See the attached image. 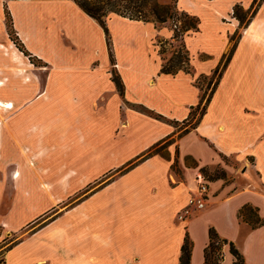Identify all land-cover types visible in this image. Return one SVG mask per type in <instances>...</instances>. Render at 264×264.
<instances>
[{
	"label": "crops",
	"instance_id": "0c3cea01",
	"mask_svg": "<svg viewBox=\"0 0 264 264\" xmlns=\"http://www.w3.org/2000/svg\"><path fill=\"white\" fill-rule=\"evenodd\" d=\"M236 5L250 17L244 25ZM5 7L26 54L43 65L0 48V100L12 106H0L3 264H178L185 238L190 263L204 264L210 229L226 240L221 264L233 263L229 242L245 264H264V0H176L197 28L182 34L189 71L175 73L161 71L153 44L171 32L152 21L109 13L104 29L74 0H0V42L9 40ZM142 36L147 59L137 64ZM233 45L197 124L178 126L201 101L199 80ZM221 157L246 167L258 188L205 179L201 171ZM124 164L79 209L45 218L53 186L70 184L73 168L84 183ZM199 176L205 207L179 220Z\"/></svg>",
	"mask_w": 264,
	"mask_h": 264
},
{
	"label": "trees",
	"instance_id": "16d2710c",
	"mask_svg": "<svg viewBox=\"0 0 264 264\" xmlns=\"http://www.w3.org/2000/svg\"><path fill=\"white\" fill-rule=\"evenodd\" d=\"M81 9L87 13L89 16L94 18L104 29H105V18L109 13H116L130 19H137L143 21H152L158 25H162L166 22H173L176 25L174 28V34L172 39L179 42V47L173 50L171 57L168 60L162 62L161 71L167 73H175L178 70L189 71V56L188 51L185 48L182 41V34L191 28L196 29V24L194 20H188L185 15L178 14L175 10V1L176 0H74ZM169 1V2H167ZM167 2V3H166ZM261 1L257 2L259 5ZM256 3V0H253V5ZM5 19L7 24V30L12 40L14 41L24 54L26 50L23 48V45L19 41L15 31L13 30L11 17L9 11L4 9ZM254 12V11H253ZM252 12V14H253ZM251 14V15H252ZM232 15L236 17L241 25L247 23L250 17L245 19V15L241 14L240 8L236 5L233 9ZM250 15V16H251ZM180 23L179 27L177 24ZM234 33L231 39L235 37ZM16 36L13 38V36ZM234 49V45L231 47L228 54L225 56V60L222 63L221 67L218 66L212 73V76L216 77L214 86L217 84L219 77L222 74L223 69L225 68L227 61L229 60ZM161 52H163L161 50ZM117 86L121 87V82L116 76L113 77ZM197 82V81H196ZM214 88L211 89L206 100L209 99V96ZM121 90V89H120ZM205 98L204 93L201 94V101L197 105L196 109L190 112L189 116L183 122L186 123V130L193 128L201 116L205 104L201 106ZM201 109L200 115L195 117V110ZM151 115L159 117L160 115L155 114L153 111L147 110ZM192 120V121H191ZM247 207L244 206L239 214L242 216ZM261 223V222H259ZM226 244V240L220 238L213 229L209 230V242L204 249V264H221L223 260L222 247ZM229 252L233 255L232 264H245L242 254L238 249L233 245L232 242L228 243ZM191 255V244L187 238L184 239V242L181 246L179 263L178 264H191L190 263Z\"/></svg>",
	"mask_w": 264,
	"mask_h": 264
},
{
	"label": "rangeland",
	"instance_id": "374dc122",
	"mask_svg": "<svg viewBox=\"0 0 264 264\" xmlns=\"http://www.w3.org/2000/svg\"><path fill=\"white\" fill-rule=\"evenodd\" d=\"M259 1L261 0H256V2H259ZM241 14L245 15L243 12H241ZM246 17L247 15H245V19ZM179 25L180 23L177 24L178 27ZM161 27L168 28L171 32V36L174 34L173 22H166L158 28H161ZM113 32H114V35L113 34L112 35H113V38H115L116 43L118 44L120 42H123L121 40L122 35L120 34V32L118 30L116 31L113 30ZM7 33H8V30H7ZM15 37L16 36L14 35L13 38ZM8 38L9 40L5 42H0V48L3 49L5 52L8 51L6 49L9 48L10 53H13L11 55L14 56V53L15 52L17 53V49L19 50V48L17 47L14 41L16 42L18 41L12 40L9 33H8ZM140 41L141 43L137 45V48L133 49V50H136V51H133V57H134L135 63L137 64H142L147 59V55L145 54V50H146L145 37L142 36ZM153 44L157 46V50L160 53V57L164 60H168L171 57L173 50L179 47L178 41L173 40L171 38H165L160 35H157L155 37V41L153 42ZM125 47L123 48L122 53L124 55H128V52H127L128 50ZM161 50L163 51L162 53H161ZM24 56H25V60L28 59L29 63L32 64L31 66L43 65L40 60H38L37 58L33 56H30L28 54H24ZM109 69L111 71L117 72L114 61L113 63H110ZM114 75H117V74L114 73ZM25 76H28V75H25ZM215 81H216V77L212 75H209L206 78H201L199 80L198 87L201 93L202 94L204 93L205 99L209 95L212 87L214 86ZM0 102L4 104V106H1V107H4V108L12 107L8 105V103H5L1 100ZM200 112H201V109L195 110V117H198L200 115ZM124 123H126L125 115L121 111L119 132H122ZM177 125L178 126L181 125V127H185L187 124L184 122L183 123L179 122ZM143 156L144 155H142L141 157ZM128 167H129V164L128 165L124 164L117 169L105 171L104 173L100 174L98 177H93L92 179L84 183L81 182V179L75 178L76 176H78L80 172V169H81L80 166L73 168L71 170L72 180L70 184H63V183L58 184L57 183L53 186V190H52L53 199H51L50 201V205H49L50 210L47 212L45 218L49 219L52 216H55L57 213L62 212L63 210L79 209V204L82 199H84L90 193L102 188L104 185L109 183L111 180L115 179L119 174L126 171ZM201 173L204 175L205 179H208L210 181L214 179V177L216 176H221V178H218L216 180H219L220 182H224V183H229L230 181L235 179L239 184H246L244 180H242V165L238 164L234 159L228 158V157H221L220 164H215V165L204 167V170H202ZM17 238H18L17 235L9 237L5 246H9L12 243H14ZM0 264H3L2 251H0Z\"/></svg>",
	"mask_w": 264,
	"mask_h": 264
},
{
	"label": "built area",
	"instance_id": "2783aa9c",
	"mask_svg": "<svg viewBox=\"0 0 264 264\" xmlns=\"http://www.w3.org/2000/svg\"><path fill=\"white\" fill-rule=\"evenodd\" d=\"M173 26L176 28V25L173 24ZM2 83L3 80H0V84ZM207 193V181L202 176L197 177L196 187L189 196L185 206L177 213V218L179 220H185L191 216L194 210L203 209L206 204Z\"/></svg>",
	"mask_w": 264,
	"mask_h": 264
},
{
	"label": "water",
	"instance_id": "95a60500",
	"mask_svg": "<svg viewBox=\"0 0 264 264\" xmlns=\"http://www.w3.org/2000/svg\"><path fill=\"white\" fill-rule=\"evenodd\" d=\"M246 167L242 168V180L246 181L249 185H251L252 187H256L258 188V186H256V184L253 183V180L250 176H247L246 173Z\"/></svg>",
	"mask_w": 264,
	"mask_h": 264
},
{
	"label": "bare ground",
	"instance_id": "6f19581e",
	"mask_svg": "<svg viewBox=\"0 0 264 264\" xmlns=\"http://www.w3.org/2000/svg\"><path fill=\"white\" fill-rule=\"evenodd\" d=\"M12 45H13V44H12ZM6 50H8V48H7ZM6 52H7V51H6ZM0 105L3 106L4 104H3L2 102H0ZM17 176H18V174H17Z\"/></svg>",
	"mask_w": 264,
	"mask_h": 264
}]
</instances>
